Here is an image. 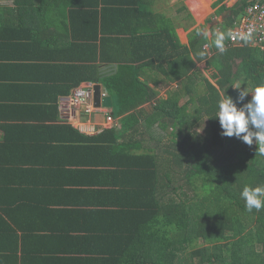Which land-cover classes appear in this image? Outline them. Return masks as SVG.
<instances>
[{
  "label": "crops",
  "instance_id": "obj_1",
  "mask_svg": "<svg viewBox=\"0 0 264 264\" xmlns=\"http://www.w3.org/2000/svg\"><path fill=\"white\" fill-rule=\"evenodd\" d=\"M141 2L148 9L142 26L160 30L165 21H172L181 44L197 60L194 73L203 72L224 97L232 88L229 95L236 104L251 99L249 93L238 100L242 90L233 85L249 92L257 85L244 74L242 58L228 53L245 45L264 51V44L255 40L230 42L229 29L243 14L245 0ZM0 3V14H5L0 15V264H158L161 239L148 228L153 223L143 219L158 220L159 176L149 168L154 173L144 174L138 159L142 150L133 148L140 143L131 139L124 144L121 117L111 107L100 106L88 116L71 98L78 84L93 88L100 83L104 92L101 82L82 78L92 65H100L106 75L117 71L119 64L111 61L115 58L125 57L123 63L137 65L133 58L142 52L135 32L143 29L136 23L131 30L129 22L114 17L107 26L103 20L98 25L94 20L88 22L95 17L88 1L22 0L21 7L17 0ZM217 34L224 36L223 53L213 43ZM207 43L220 58L214 63L226 66L229 75L223 76L210 61L204 48ZM157 48L151 41L143 55L152 56ZM201 51L206 55L198 59ZM162 61L157 59L146 67L143 78L159 91L158 96L167 99L181 89L173 90L174 84L179 86L174 76L160 77L176 73L172 61L163 62L160 69ZM188 73L181 83L189 79ZM197 78L194 75L193 91ZM189 98L186 91L182 93L181 105ZM114 100L112 96L113 104ZM105 110L114 115L112 127H105ZM139 110L154 111V105L147 102ZM146 117L142 114L135 127L144 126ZM82 123L95 124L100 131L86 134L78 128ZM146 132L143 142L153 131ZM169 196L174 198L173 187L166 186L163 202L168 203Z\"/></svg>",
  "mask_w": 264,
  "mask_h": 264
},
{
  "label": "trees",
  "instance_id": "obj_2",
  "mask_svg": "<svg viewBox=\"0 0 264 264\" xmlns=\"http://www.w3.org/2000/svg\"><path fill=\"white\" fill-rule=\"evenodd\" d=\"M17 1L19 6L22 0ZM69 1L82 4L88 1L92 4L95 17L91 14L88 22L94 20L98 25L103 20L107 26L114 17L116 21L129 22L131 30L136 23V27L143 29L135 32L140 37L142 52L133 58L138 62L137 65L123 63L125 57L115 58L111 60L119 64L115 73L106 75L100 71V65L94 64L89 74H84L82 78L101 82L104 91L117 98L118 110L113 113L121 117L124 144L131 139H137L136 143H140V146L137 144L133 148L142 150L138 159L144 166L142 169L146 170L144 174L149 176L154 173L149 169H155L159 176L156 197L161 209L158 220H150L149 217L143 219L146 224L153 223L148 228H152L155 231L153 233L161 239L158 264H264V208L260 211H246L245 202L240 195L246 185H264V146L257 147L259 154L255 156L256 166L234 162L237 155H241V151L237 150L236 141L226 145V138L221 135L222 128L216 118L218 104L224 96L220 94V88H216L208 78L206 81L210 87L207 86V90L200 94L202 102L205 103L201 109L194 107L195 102L192 106L189 105L190 102L181 105V91L170 94L167 99L158 96L159 91L143 78V70L149 68L157 59H163L160 69L164 66L163 62L171 64L172 61L173 65H176L172 80L179 86L182 84L189 96L193 95L195 90L193 91L191 84L194 75L198 76L193 70L197 66V60L191 55L190 49L181 44L172 21H165L160 30H146L142 26L145 22L143 13L148 9L141 7L144 5L141 0ZM21 6L23 4L19 7ZM237 11L236 7L234 14ZM233 21L234 16L229 22ZM151 41L157 44L156 53L151 56L146 52L143 55L144 48ZM181 47L186 50V56L181 54ZM229 52L242 58L246 76L252 78L257 86L264 85V51L260 53L256 48L245 45L234 47ZM220 70L223 76L230 74L226 66ZM188 72H191L189 79L181 83L179 80ZM222 81L225 82V79L220 83ZM229 94L227 96L230 97ZM147 102L154 105V111L143 113L144 110L139 108ZM238 105L241 107L243 104ZM142 114L149 117L148 120H145L144 126L135 127ZM156 115L159 116L157 119ZM205 118L209 122L211 137L197 129ZM156 122L157 129H154ZM151 131L153 132L149 139L143 142L145 132ZM127 135H130V138L126 137ZM151 140L154 143L149 145ZM191 158L204 162L201 167L209 166L210 171L198 175L197 172L202 168L192 165ZM174 166L180 173L184 171L186 178L189 177L186 184L189 190L193 191V196L188 190L185 191L183 185L172 183L171 178L176 177ZM166 186L173 187L174 192V198L169 196L168 203L163 202ZM196 241L199 243L195 244Z\"/></svg>",
  "mask_w": 264,
  "mask_h": 264
},
{
  "label": "clouds",
  "instance_id": "obj_3",
  "mask_svg": "<svg viewBox=\"0 0 264 264\" xmlns=\"http://www.w3.org/2000/svg\"><path fill=\"white\" fill-rule=\"evenodd\" d=\"M201 34L208 35L207 32ZM223 41L224 36L217 34L213 42L220 53L225 51ZM198 55L204 58L206 53L201 51ZM233 86L236 89L241 88V85ZM249 93L251 99L240 108L231 97L226 95L218 104L216 118L222 128L221 135L239 138L247 145H252L255 138L258 146H261L264 145V85L257 86L252 92L246 89L240 91L238 100L243 101ZM252 128L256 131H252ZM240 195L245 202L246 211L252 212L254 209L260 211L264 208V185L255 187L246 185Z\"/></svg>",
  "mask_w": 264,
  "mask_h": 264
},
{
  "label": "built area",
  "instance_id": "obj_4",
  "mask_svg": "<svg viewBox=\"0 0 264 264\" xmlns=\"http://www.w3.org/2000/svg\"><path fill=\"white\" fill-rule=\"evenodd\" d=\"M241 1V0H240ZM241 17L230 27L229 37L231 43H241L248 39L264 44V0H245ZM208 56H212L214 51L207 43L204 46ZM264 49V48H263ZM108 93L102 92L103 96ZM72 103L75 107H81L86 115L91 116L100 107L95 105L94 88L87 85H78L72 91ZM107 109V108H105ZM109 109V108H108ZM106 125L112 127L115 123L114 115L105 110ZM78 128L89 135L96 134L100 128L92 123H82Z\"/></svg>",
  "mask_w": 264,
  "mask_h": 264
},
{
  "label": "rangeland",
  "instance_id": "obj_5",
  "mask_svg": "<svg viewBox=\"0 0 264 264\" xmlns=\"http://www.w3.org/2000/svg\"><path fill=\"white\" fill-rule=\"evenodd\" d=\"M7 9L9 10V8H7ZM170 15H171V13H170ZM197 33L198 32H196L195 35H197ZM180 50H181V54H184L186 56V50L183 47H181ZM208 57H211L210 58V61L212 63H214V61H217V60L220 59L218 56H215V55L208 56ZM217 62H215L214 65L215 66L217 65L221 69L222 68V64L220 63V65H219L218 64L219 62L218 63ZM195 73H197L198 74L197 77H200V78H197L196 80H194V85H195V89L196 90L192 93L193 95L190 96V98L188 99V102H190V104H189L190 106H192V103L195 102L196 105L194 107H198L199 109H201L205 105V103L202 102V100L200 98V96H201L200 94H202L203 91L207 90V88H208L207 86H209V84L206 81L207 80L206 79L207 77H204L203 76L204 75L203 72H201L202 74H200V71L197 70V71H195ZM172 76H174V75H172V74H169L167 76L162 75V74L160 75V77H163V78H166V79L167 78H170ZM237 81L238 82L240 81V84H241V83H244L245 80L244 79L237 78ZM226 88L227 87H225L224 89L226 90ZM174 89H179V90L181 89L180 91H182V93H185V90L182 87L180 88V86H177L176 84H174V86H173V90ZM231 89L232 88H228L227 89L228 91L226 90V93L229 94L231 92ZM236 90L237 91H240V90H243V89L240 88V89H236ZM185 97H188V96H185ZM113 98L115 100H114L113 107H111V109L113 111H117L118 110V101H117V98L115 96ZM150 109H151V105H147V110H150ZM197 129L201 133L205 134L206 136L211 137V130L209 128V122L207 121L206 118H205V120L202 123H200V125L198 126ZM225 138H226V145L227 146L231 145L232 142L236 141V143H237L236 144L237 145V150L238 151H241V155L238 154L237 155V159H234L235 160L234 162L247 163V164L252 165V166H256L257 165L256 162H255V159H256L255 156L257 154L258 144L256 143L255 138L253 139L252 145H247L241 139L236 138V137H226L225 136ZM261 146L263 147L264 145H261ZM190 161H191V164L192 165L198 166L199 168H202L201 166L204 164V162L203 163L198 162V160H195L194 158H191ZM174 168L176 169V171H175L176 177L174 179V185L175 184H177V185H183L184 188H185V191L188 190V193L193 196V194H194L193 191L192 190H189V187L186 184V180L189 179V177L186 178V176L184 174V171H183V173H180L178 171V168H176V166H174ZM209 171H210L209 166H205L201 170H199L197 172V174L198 175L199 174L201 175V174L208 173ZM262 171H264V169ZM202 193H204V192H202ZM253 226H254V224H253ZM197 242L199 243V241H196L195 244H197ZM260 245L261 244H259V247H260V250H261L262 248H261ZM189 248L187 249V251L189 250ZM195 260H197V259H195ZM215 264H218V263H215Z\"/></svg>",
  "mask_w": 264,
  "mask_h": 264
},
{
  "label": "water",
  "instance_id": "obj_6",
  "mask_svg": "<svg viewBox=\"0 0 264 264\" xmlns=\"http://www.w3.org/2000/svg\"><path fill=\"white\" fill-rule=\"evenodd\" d=\"M114 69L116 70V65L114 66ZM93 88H94L95 105L97 107H100V106L112 107V105H113L112 96L111 95H106V96L102 95V92H103L102 85L100 83H97L94 85Z\"/></svg>",
  "mask_w": 264,
  "mask_h": 264
}]
</instances>
